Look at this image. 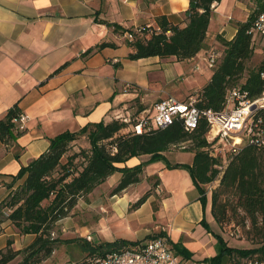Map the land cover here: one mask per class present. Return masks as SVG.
<instances>
[{
  "label": "crops",
  "instance_id": "0c3cea01",
  "mask_svg": "<svg viewBox=\"0 0 264 264\" xmlns=\"http://www.w3.org/2000/svg\"><path fill=\"white\" fill-rule=\"evenodd\" d=\"M188 5L189 0H0V118L14 104L27 116L24 128L13 130L11 140H0V201L21 183L22 180H12L20 167L46 151L51 138L75 132L87 123L117 118L127 102L138 95L137 91L148 89L155 81L171 83L177 66L200 74L213 39L217 34L231 39L236 31L231 20L243 21V11H247L243 0L214 2L203 48L189 59L127 58L131 52L130 29L155 28V18L161 15L173 24L184 25ZM101 43L108 45L99 47ZM211 72L205 82H193L202 86ZM183 78L186 79H180ZM126 84L130 87L126 88ZM172 153L170 149L163 152L170 163L190 164L193 158V153L187 151L188 162H173L169 158ZM148 158V154L133 156L116 166L132 167ZM120 177L121 173L115 171L100 184L116 185ZM139 177L138 182L111 198L121 206L120 219L136 230L149 223L141 221L142 217L152 219L155 226L127 240L139 241V246L152 239L149 236L160 233L182 264H214L210 257L217 254L218 244L213 233L220 234L230 247H255L237 246L215 229L218 225L210 202L206 198L203 207L186 169L167 168L163 161H155L146 164ZM152 177L159 181L153 193L137 208L126 209L124 206L146 193ZM143 182L146 190L137 193L134 188ZM159 192V204L153 210L150 202L158 198ZM148 204L151 210L146 207V212H140ZM8 238L13 241V249L18 250L28 245L34 234H19L6 221L0 224V249ZM145 238L148 239L140 241ZM106 241L114 240L103 242ZM20 259L19 255L7 264H17ZM244 260L245 257L225 254L217 264H244Z\"/></svg>",
  "mask_w": 264,
  "mask_h": 264
},
{
  "label": "trees",
  "instance_id": "16d2710c",
  "mask_svg": "<svg viewBox=\"0 0 264 264\" xmlns=\"http://www.w3.org/2000/svg\"><path fill=\"white\" fill-rule=\"evenodd\" d=\"M219 0H189L185 11V24H173L166 16L155 18L156 27H146L140 33L130 29L132 38L128 42L131 52L127 58L134 60L149 56L160 58L175 57L182 61L193 57L204 45V40L211 17V5ZM255 7L243 21L234 23L236 31L231 39L216 35V39L224 49L216 65L212 68L209 80L203 85L196 97L199 109L223 107L224 95L230 87L239 86L247 91L249 98L256 97L261 88V71L264 69V57L257 66L247 70L246 61L253 53V34L249 31L254 19L264 9V0H254ZM109 26L117 25L101 20ZM108 45L99 44V47ZM243 80L238 83L239 79ZM143 108L141 107L140 110ZM20 113L16 104L10 107L0 118V140L7 143L14 136L15 118ZM135 123V122H134ZM133 123V124H134ZM127 122L119 119L87 123L75 132H64L50 139L43 153L21 166L12 177L13 181L22 180L7 196L0 201V224L8 221L19 234H34V239L21 249L12 247V239L8 238L6 245L0 249V264H7L17 256L21 259L17 264H41L53 252L58 239L51 236L57 221L69 215L76 205L77 199L91 192L115 171L121 173L120 180L111 190L117 194L128 185L140 180L143 167L151 162L163 161L167 168H184L199 192V199L206 204L205 185L218 177V187L211 194L210 211L216 222H221L225 208L218 202V195L233 191L237 196V204L245 212L251 225L250 232H258L259 240L253 248H234L226 244L220 234L213 233L218 244V252L210 257L214 264L225 254L246 257L260 251L264 232V148L254 145H244L237 153L226 157L213 154L209 148L205 134L208 124L200 118L196 128L186 130L179 121L165 128H156L141 133H135L131 128L122 133ZM78 135H85L89 141L88 151H83L84 162L77 169L72 165L74 157L67 161L61 160L67 150V145ZM189 141L190 147L184 151L193 152V158L188 163H170L163 152L170 146ZM148 154L146 161L132 167H117L116 163L124 162L130 157ZM230 156V157H229ZM61 173L53 172L57 167ZM222 167V169H220ZM12 184L9 185L11 187ZM148 197V192L140 196L133 204L140 206ZM208 229L204 220L201 221ZM160 233L149 238L161 237ZM87 256L102 255L106 252L124 248H135L139 241L117 239L98 245L86 243ZM175 247L177 245L175 244Z\"/></svg>",
  "mask_w": 264,
  "mask_h": 264
},
{
  "label": "rangeland",
  "instance_id": "374dc122",
  "mask_svg": "<svg viewBox=\"0 0 264 264\" xmlns=\"http://www.w3.org/2000/svg\"><path fill=\"white\" fill-rule=\"evenodd\" d=\"M243 1L245 2L247 9V11H243L242 15V19L245 20L251 10L254 9L255 4L254 0ZM237 20L232 19L231 21L235 23ZM232 26L235 27L234 25ZM252 36L253 53L245 63L246 69L244 70L242 77L246 75L248 69L257 66L260 60L264 57V38L256 33ZM209 48L217 50L219 57L224 49L223 45L216 39V37L213 39V44H211ZM212 68L208 67L207 64H201V69L203 71L198 74L195 72L197 71L195 69L193 71L189 68L186 69L184 66H177L175 70L176 77L171 83L165 85L162 82L159 83L155 81L154 83H151V86L146 90H136L138 95L128 101L125 108H123L122 111L119 112V115H117L116 119L128 123L121 132L126 133L139 116L146 114L149 115L152 105L163 97L173 96L179 100H186L189 96L197 97L200 89L205 83L202 86H197V83H194L193 79H197L196 82H205V80L208 79L207 75L212 71ZM181 76L186 79H180ZM242 80L243 78H240L238 83ZM141 107L143 108L142 110H140ZM112 119L114 118H111V120ZM190 145L191 143L186 141L176 146H170L169 149L173 151V153L169 155L170 160L173 162H188L189 158L185 155V152L187 151H184V149L189 148ZM89 147L90 144L86 136L78 135L77 138L68 143L67 150L61 163L67 161L68 157H74L72 159V165L79 169L84 162L81 153L83 151H88ZM209 148L213 150V153L220 155L222 160L228 156V153L225 150L221 151V144L217 141L212 142ZM220 169H222V167H220ZM60 173L61 168L59 166L55 169L53 175L57 176ZM218 177L219 175L215 180L204 186L206 197L209 202L211 201V194L218 187ZM153 179L154 178L152 177L151 181L147 182V187H149V189L146 190V184L143 182L134 188V190H137V193L139 191L142 193L146 190L148 195L152 194L154 188L159 184V181H153ZM115 186L116 185L99 184L88 194L78 197L76 205L72 208L69 215L66 216L67 218L63 220L60 225H54L51 236L58 239L59 242L55 244L52 254L41 264H86L87 259L92 256L86 255V243L98 245L100 242H103L104 239H135L137 236L143 234V230H145L144 228H147L148 230L154 228L155 224L151 223L153 222L152 219H145L142 217L141 221L149 223L146 226H140L138 228L140 231L127 223L125 219H120L122 211L121 206L118 204L117 200L113 201L111 198V190ZM119 193L120 192L117 194L119 195ZM161 194L162 192H159L158 198H153L154 200L150 202L153 210L155 209V206L159 204V197ZM237 201V196L233 191L220 193L218 195V202L221 205H224L225 212L221 222H217L218 227L215 229L221 232L225 239L235 243L237 246L245 248L256 246L258 243L256 240H259L257 236L258 232H250V221L245 212L237 204ZM133 203L134 202H129L124 207L128 210L134 209V206H132ZM150 204L143 206L140 209V212H146V207L151 210ZM123 213L125 214V211ZM88 237H90V240H88ZM146 239L148 238L141 239L140 241H145Z\"/></svg>",
  "mask_w": 264,
  "mask_h": 264
},
{
  "label": "built area",
  "instance_id": "2783aa9c",
  "mask_svg": "<svg viewBox=\"0 0 264 264\" xmlns=\"http://www.w3.org/2000/svg\"><path fill=\"white\" fill-rule=\"evenodd\" d=\"M146 27L148 26L136 27L133 30L140 33ZM249 31L264 38V9L254 19ZM128 35L131 39L130 32ZM218 58V51L213 48L207 51L203 60L212 68L218 62ZM260 77L262 88L256 97L249 98L247 91L239 86L230 87L224 95L223 107L219 110L199 109L195 104L196 97L192 96L186 100H179L173 96L163 97L152 105L149 115L136 119L132 130L141 133L165 128L175 121H179L186 130H191L197 127L202 117L208 124L206 140L210 143L214 141L220 143L221 151L225 150L232 155L248 144L264 148V69ZM129 87V84H126V88ZM26 118L27 116L21 112L17 115L15 125L18 130L24 128ZM227 161L228 158L225 157L224 163ZM262 229L264 232V221ZM259 246L261 250L246 256L244 264H264V236ZM86 264H182V262L163 237H155L135 248L93 255L87 259Z\"/></svg>",
  "mask_w": 264,
  "mask_h": 264
}]
</instances>
